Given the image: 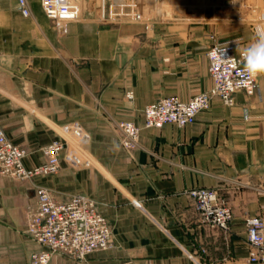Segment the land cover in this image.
I'll return each instance as SVG.
<instances>
[{
  "label": "crops",
  "instance_id": "1",
  "mask_svg": "<svg viewBox=\"0 0 264 264\" xmlns=\"http://www.w3.org/2000/svg\"><path fill=\"white\" fill-rule=\"evenodd\" d=\"M96 1L84 0V15L56 28L41 0H28L29 15L19 0H0V119L8 137L27 148L33 168L59 128L78 121L92 158L81 169L63 161L33 183L0 176V264H30L45 249L26 231L33 184L59 202L89 195L112 227L110 248L84 261L57 254L49 264H260L249 260L246 221L264 217V76L253 96L238 91L231 106L215 97L185 127L146 128L143 111L164 97L189 101L209 90L210 32L239 39L237 51L245 50L264 31V0H166L149 22L136 20L134 7L126 13L113 0ZM228 14L241 26L214 25ZM123 120L141 127L133 151L116 129ZM195 187L228 200L229 229L203 222L187 192Z\"/></svg>",
  "mask_w": 264,
  "mask_h": 264
},
{
  "label": "built area",
  "instance_id": "2",
  "mask_svg": "<svg viewBox=\"0 0 264 264\" xmlns=\"http://www.w3.org/2000/svg\"><path fill=\"white\" fill-rule=\"evenodd\" d=\"M135 19L151 21L155 12L164 4L163 0H135ZM84 0H41L47 17L56 28H63L71 21L79 20L85 13ZM20 9L30 14L28 0H19ZM99 4L101 2L99 1ZM123 6L126 0H113ZM239 39L217 41L207 51L208 71L212 80L209 90L198 92L191 100L168 96L145 106L144 127L160 128L167 123L185 127L196 121L197 115L211 107L212 100L219 98L224 104L235 103V94L244 91L253 96L258 89L257 77H250L244 67L242 53L237 51ZM132 100L134 92L126 93ZM121 143L128 151L140 143L141 127L134 121L116 122ZM88 133L78 121L59 128V136L43 147L44 162L33 168L25 165L28 150L15 144L8 137L0 119V176L31 182L38 175H52L60 171L63 161L81 169L91 165L92 158L82 145ZM36 205L29 208L27 233L44 250L30 255V264H49L53 256L64 254L76 261H84L96 251L106 250L111 245L112 227L108 219L99 212L97 201L86 194H73L67 201L59 202L45 186L33 184ZM188 194L193 198L197 213L211 228L229 229L233 217L228 200L217 189L195 187ZM247 235L251 247V262L264 264V217L247 218Z\"/></svg>",
  "mask_w": 264,
  "mask_h": 264
},
{
  "label": "clouds",
  "instance_id": "3",
  "mask_svg": "<svg viewBox=\"0 0 264 264\" xmlns=\"http://www.w3.org/2000/svg\"><path fill=\"white\" fill-rule=\"evenodd\" d=\"M241 55L250 77L264 76V31L257 30L255 41Z\"/></svg>",
  "mask_w": 264,
  "mask_h": 264
},
{
  "label": "rangeland",
  "instance_id": "4",
  "mask_svg": "<svg viewBox=\"0 0 264 264\" xmlns=\"http://www.w3.org/2000/svg\"><path fill=\"white\" fill-rule=\"evenodd\" d=\"M99 1L101 2V0H97L96 1V3L98 4L99 3ZM135 0H126V4H124L122 7L124 8V9H126L125 11H126V13H127V11L129 12V9L131 8V7H134L135 6ZM162 3L164 4V6L166 5V0H163L162 1ZM227 7H226V12H228V8L229 7H231L230 6V3H227ZM126 7V8H125ZM232 8V7H231ZM227 18H228V20L227 21H223L222 23H220V24H214V25H216V26H219V27H221V28H224V29H229L230 27H238V26H241L239 23H235V21L234 20H232L233 22H230V20H231V17H230V15L228 14L227 15ZM216 33V31H212V32H210V34H209V38L211 39V41H213V43H215V42H217V41H220L219 39H217L218 38V36H217V34H215ZM217 39V40H216ZM233 40H236V38H232V39H227V40H222V41H233ZM82 143V145L85 147V145H86V142H81ZM87 195V194H86ZM112 246V243H111V245H110V247ZM109 247V248H110Z\"/></svg>",
  "mask_w": 264,
  "mask_h": 264
}]
</instances>
